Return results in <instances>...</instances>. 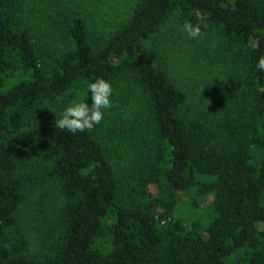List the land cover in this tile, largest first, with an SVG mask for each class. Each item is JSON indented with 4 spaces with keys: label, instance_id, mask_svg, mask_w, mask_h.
<instances>
[{
    "label": "trees",
    "instance_id": "trees-1",
    "mask_svg": "<svg viewBox=\"0 0 264 264\" xmlns=\"http://www.w3.org/2000/svg\"><path fill=\"white\" fill-rule=\"evenodd\" d=\"M27 1L0 0V264H264V0H134L97 30L75 12L51 65L18 17ZM186 21L207 25L222 53L219 108L190 110L159 58L161 31ZM97 78L113 88L101 123L55 128L49 105L90 104ZM120 114L129 120L115 125ZM27 129L58 187L34 251L17 233L30 184H42H28L17 153ZM181 195L192 212L209 201L203 220L179 214Z\"/></svg>",
    "mask_w": 264,
    "mask_h": 264
},
{
    "label": "rangeland",
    "instance_id": "rangeland-1",
    "mask_svg": "<svg viewBox=\"0 0 264 264\" xmlns=\"http://www.w3.org/2000/svg\"><path fill=\"white\" fill-rule=\"evenodd\" d=\"M133 4L134 0H28L22 14L18 17L33 34L40 61L45 65H51L66 50L63 30L70 15L75 12L83 13L87 22L95 30L99 22L105 26L107 23L109 26L116 27L119 18L130 15ZM182 25V23H175L174 26L164 28L158 36L157 50L160 60L164 61L163 67H167L171 76L188 94L190 110L207 111L211 110V107L219 108L220 104L210 102L213 98L217 99L213 74L217 73L218 76L220 73V57H222L219 46L218 50L216 49L217 40L213 35H202L190 39L183 31ZM225 55L227 59V54ZM127 100L126 98L124 101L127 102ZM125 104L118 105L123 107ZM65 108L66 106L60 101L49 105L53 122L60 118ZM114 116H116L113 122L115 125H123L121 120L125 118L129 120L124 114ZM138 136L144 143V138L141 135ZM120 137L126 138L124 135ZM110 139L111 134L107 137V140ZM35 142L31 130L27 129L23 132L17 147L22 171L27 177L28 184L31 182L32 175L42 179L40 186L30 184L35 192L30 194L28 192V199L19 212L20 230L18 232L14 230L30 238V251L41 249L38 248L39 246L36 248L37 240L41 237L48 240L46 235L50 233L46 228L47 223L56 218L58 211V200H56L58 187L56 182L46 175V167L38 156ZM126 163L124 165H127ZM33 170L35 173H32ZM34 186L37 187L34 188ZM153 191L156 193L157 188L154 187ZM189 199L188 195L180 196L179 214L186 219L189 217L193 220H203L209 201L200 203L192 212L187 203ZM40 208H44V212L43 209L39 211Z\"/></svg>",
    "mask_w": 264,
    "mask_h": 264
},
{
    "label": "clouds",
    "instance_id": "clouds-1",
    "mask_svg": "<svg viewBox=\"0 0 264 264\" xmlns=\"http://www.w3.org/2000/svg\"><path fill=\"white\" fill-rule=\"evenodd\" d=\"M202 27L207 25L184 22L183 31L190 39L203 35ZM258 70L264 72V56L258 59ZM88 90L91 93V103L74 102L67 106L61 113L60 118L55 120V128L67 130L75 135L77 133L91 132L104 118V110L111 109L114 105L110 97L113 95L111 84L103 78H97L89 83Z\"/></svg>",
    "mask_w": 264,
    "mask_h": 264
}]
</instances>
